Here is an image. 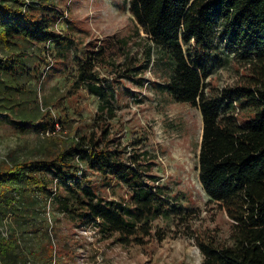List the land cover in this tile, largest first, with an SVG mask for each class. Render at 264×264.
Instances as JSON below:
<instances>
[{
    "label": "trees",
    "instance_id": "obj_1",
    "mask_svg": "<svg viewBox=\"0 0 264 264\" xmlns=\"http://www.w3.org/2000/svg\"><path fill=\"white\" fill-rule=\"evenodd\" d=\"M128 10L172 65L165 91L201 114L198 178L231 221L228 241L215 235H188L202 254L201 264H264V0H129ZM47 12L45 5L33 1L0 0V47L22 50L20 42H34L52 55L68 39L54 32L55 20ZM123 42L103 43L75 58L76 83L96 96L98 110H106L105 120L114 117L110 107L114 83L99 70L119 67L118 77L131 78V57L125 54L123 64H116L113 55ZM15 56L0 54V123L12 115L18 119L12 122L36 126L31 116L42 118L40 126L47 129L55 120L48 112L43 116L26 112V101L14 97L28 87L18 83L19 71L25 68L23 53ZM150 56L148 48L143 68ZM231 61L244 70L240 80L208 90L211 70ZM108 136V129L102 128L99 136L77 134L54 150L0 160V264H50L51 244L40 246L42 255H35V235L30 233L40 228L48 199L79 225L92 224L104 238L116 236L123 245L165 238V232L154 231L152 221L158 217L189 219L190 211L171 203L173 197L166 187L155 184L148 166L136 155L124 159L120 149L110 147ZM79 164L99 172L107 182L114 178L126 185L128 199L100 196ZM54 180L66 195L55 196L49 188ZM11 218L12 227H7Z\"/></svg>",
    "mask_w": 264,
    "mask_h": 264
},
{
    "label": "rangeland",
    "instance_id": "obj_2",
    "mask_svg": "<svg viewBox=\"0 0 264 264\" xmlns=\"http://www.w3.org/2000/svg\"><path fill=\"white\" fill-rule=\"evenodd\" d=\"M26 1L45 5L50 19L55 20L51 25L54 32L68 40L62 41L49 56L44 54L43 44L27 41L20 42L22 50L0 47V54L23 53L25 68L19 71L18 83L28 87L20 97L16 94L14 97L26 101L23 107L26 112L38 111L42 116L48 112L50 118L60 121V130L46 136L40 126L42 118L30 116L36 125L30 126L12 122L18 119L9 115L0 123V160L51 151L77 134L99 136L105 128L112 149H120L124 159L138 156L139 162L148 166V173L155 177V184L168 189L173 197L171 203L190 211L186 221L174 216L152 221L154 231L165 232L162 240L153 236L145 238L143 244L123 245L116 236L104 238L92 224L79 225L59 211L57 202L48 199L46 212L39 215L40 228L30 232L35 235V255H42L40 246L49 242L50 264H201L202 254L188 235H215L228 241L231 221L225 210L210 200L198 178L200 111L188 103L174 101L165 91L172 65L135 22L128 10L129 0ZM110 41H124L121 49L114 48L115 63L123 64L128 55L132 70L131 78H126L117 76L119 67L117 71L114 67L100 68L101 76L113 80L115 93L110 102L114 117L105 120L106 110H98L96 96L84 84L76 83L75 58ZM148 48L151 56L143 68ZM243 71L234 61L213 68L206 79L208 90L234 85ZM23 125L29 128H22ZM79 166L100 196L114 201L128 199L126 185L114 178L107 182L99 172L87 169L84 164ZM49 188L56 192L55 196L66 195L55 180ZM8 222L7 227H12L13 219Z\"/></svg>",
    "mask_w": 264,
    "mask_h": 264
},
{
    "label": "built area",
    "instance_id": "obj_3",
    "mask_svg": "<svg viewBox=\"0 0 264 264\" xmlns=\"http://www.w3.org/2000/svg\"><path fill=\"white\" fill-rule=\"evenodd\" d=\"M49 44H50V40L47 41V45H49ZM59 122L60 121L54 120L52 126L47 128V129H45L43 131V133L46 136L53 135V134L57 133L60 130Z\"/></svg>",
    "mask_w": 264,
    "mask_h": 264
}]
</instances>
